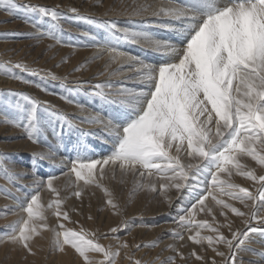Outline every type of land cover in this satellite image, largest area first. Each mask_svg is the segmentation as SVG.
<instances>
[{"label":"snow or ice","instance_id":"1","mask_svg":"<svg viewBox=\"0 0 264 264\" xmlns=\"http://www.w3.org/2000/svg\"><path fill=\"white\" fill-rule=\"evenodd\" d=\"M149 7L140 5L132 14L142 15ZM0 10L7 11L9 15L23 12L25 23L36 29L30 34L32 37L59 42L57 32L62 31V14L57 9L22 5L18 0H0ZM71 11L76 13L78 19H88L75 8ZM32 15L37 19H32ZM152 15L169 18L160 26L182 37V47L171 40L155 39L146 31L117 29L115 23L103 25L111 33L106 41V51L114 54L112 62L118 59L131 61L130 66L135 68L137 78L144 85L139 91L123 88L111 91L113 86L110 83L95 86L96 90L91 95L106 104L119 105L122 109L108 117L95 113L80 120L81 124L99 125L103 136L78 128L73 120L48 102L12 90H0V125L21 130L25 138L34 144H47L49 133L58 143H62L65 125L69 130L77 128L81 138L97 136L103 143H110V154L102 159L88 156L87 146L82 145V141L74 145L76 155L70 161L69 172L75 175L77 181H83L85 186L102 187L99 181L105 176V169L110 168L113 175L119 170L124 176L140 178L135 182L133 195L142 190H159L171 204L172 197L168 193L174 189L177 198L189 202L188 207L178 208L174 222L188 231L197 229L189 239L195 244L207 241L222 258L219 262L213 259L212 264H234L238 252L250 250L246 245L254 234L264 239V175L257 176L254 170H245L238 159L239 156H249L264 167V0H183L179 5L161 7ZM45 18L52 22L47 30H43ZM176 21L180 22L178 28L174 24ZM121 40L146 42L161 56L162 62L148 63L139 57L119 52L116 44ZM16 69L38 74L22 62L13 64L11 61H0V74L24 84L32 83L23 75H18ZM52 78L58 79L54 75ZM62 98L68 100L67 97ZM68 103L75 102L68 100ZM77 106L85 110L84 105ZM10 160V156L0 153V176L15 184L27 173L14 171L9 166ZM45 160L56 163V150L50 144L47 152L32 156L30 167L36 194L20 205L26 216L8 225L7 231L0 235V240L7 239L29 252L34 234H38L40 228H48L39 189L46 187L56 196L46 208L51 209L58 219L70 220L68 213L61 210L63 201L53 183L58 177L51 175L44 179L38 175L40 163ZM234 173L259 183L256 194L230 180L221 179V174L230 178ZM154 175L156 181L149 179ZM209 185L222 192L227 190V195L249 208L250 212H242L212 196ZM0 191L11 195L6 187L0 188ZM105 192L111 197L106 188ZM81 194L79 190L72 193L76 197ZM209 196L222 209L227 208L237 216L247 217L245 225L255 220L256 226L246 231H232L230 224L216 227L207 220L195 221V213L212 212L205 205ZM107 204L114 210L118 208L111 198ZM221 227L232 231L231 238L220 232ZM205 228L216 233V236H202L199 229ZM122 229L130 232L132 224L127 220L121 221L110 232L115 234ZM52 231L53 246L63 251L65 245H70L85 264H116L119 248L128 247L126 242H121L114 251L110 245L105 247L100 244L94 238V232L83 228L76 231L66 228L63 223ZM171 234L179 240L184 239L181 232L173 231ZM114 238L119 239L118 236ZM216 244H224L228 252L219 251L214 247ZM135 247L139 249L140 245ZM169 248L176 251L174 246L170 245ZM90 253H100L103 259L95 260ZM192 255L198 260L204 259L195 253ZM256 255L259 259L252 260L250 264H264V251ZM174 261L175 257H169L162 264H174ZM135 264L141 262L135 261Z\"/></svg>","mask_w":264,"mask_h":264},{"label":"bare ground","instance_id":"2","mask_svg":"<svg viewBox=\"0 0 264 264\" xmlns=\"http://www.w3.org/2000/svg\"><path fill=\"white\" fill-rule=\"evenodd\" d=\"M18 2L22 5L30 4L57 9L62 14L60 20L62 31L57 32L59 42L50 38L36 39L30 35L36 32V29L25 23L23 12L19 15H9L7 11L0 10V61H11L13 64L22 62L38 73L33 75L24 72L22 69L15 70L18 75H23L25 79L32 81L31 84H24L0 74V90L24 92L42 102H48L73 120L78 125V128L88 132L99 133L101 136L104 134L99 125L81 124L80 120L89 114L95 113H99L102 117H108L122 111V109L119 105L106 104L91 95L96 90L95 86L97 84L110 83L113 86L111 91H117L122 88L139 91L144 87L137 78L135 68L130 66L132 64L131 61L118 59L116 62H112L114 54L106 51V41L110 38L111 33L103 25L105 23H115L117 29L146 31L155 39L171 40L178 47H181L176 41H181L182 37H178L176 33L160 26L162 22H167L169 18L153 16L152 12L169 4L179 5L183 3V0H97L95 4L94 0L91 2H88V0H18ZM140 5L150 6L149 10L142 15H133L134 9ZM73 8L77 9L80 15L88 17V19H78L76 13L71 11ZM31 18L37 19L35 15H32ZM43 23V30H47L51 27L52 22L45 18ZM174 24L175 27H180L179 21L174 22ZM117 35H120V33L117 32ZM116 47L119 52L139 57L148 63L159 64L162 62L161 56L144 41L132 43L121 40L116 44ZM80 61L81 65L78 64ZM52 75L58 79H53ZM36 85H40V87H36ZM62 97H67L68 100H72L75 103H68V100ZM77 104L84 105L85 110L82 111ZM47 141V144H34L25 138L21 130L8 125H0V153H5L11 157L9 166L14 171L27 173L22 180L16 183L19 186L16 195L13 193L15 191L14 185L3 178V176H0V188L6 187L11 193L9 196L0 191V218L7 216L9 211L16 212L20 215V219L26 216V213L21 211L20 205L36 194V189L32 185V169L30 167L32 156L38 152H47L50 144L56 150V163L53 164L48 160L41 161L38 175L44 179L51 175L58 177L53 183L59 189L60 199L63 201L61 210L63 212L69 211L71 218H77L80 210L79 206L77 204L71 205L75 199H82L83 202L84 199L94 201L103 209L100 210L98 224L96 225H92L91 222L70 224L67 220L58 219L53 215L51 209L46 208L50 201L56 199V196L44 187L39 189V197L40 203L45 206L44 214L46 220H57L63 223L66 228L76 231H80L83 228L94 233L100 224L114 225L118 217L112 215L108 208L109 205L105 203L109 197L101 189L106 188L110 190L109 192H113L112 190L120 192L128 185V189L131 188L133 191L135 182L139 181L140 178L132 175L124 176L119 170L113 175L111 169L108 168L105 169L106 174L103 179L99 181L104 186H85L83 181H77L75 175L69 172L71 168L70 161L76 155L74 145L78 141H82V145L87 146L88 156L93 159H102L110 154L111 144L103 143L97 136L81 138L77 128L69 130L67 125L64 127V140L62 143H58L51 133L48 134ZM238 159L245 170H254L257 176L264 175V167L259 166L251 157L239 156ZM61 161H63V164H61ZM149 179L156 181V176L154 175ZM221 179L230 180L233 184L247 188L254 195L260 186L256 181L238 173H234L230 178L221 174ZM76 185L79 187H76ZM157 186L159 189L158 181ZM209 186L212 196L217 199L230 202L232 205L244 206L234 197L227 195V190L222 192L219 188H211V185ZM76 190L81 191L80 197L72 195L73 191ZM145 191H137L132 195V197L137 196L134 200H132L133 198L131 199V205L126 210L125 219L130 220L129 222L133 225L131 235L139 241H154L160 236H165V233L169 231L171 233L176 231L183 233L184 239L179 240L170 233V236L160 243L161 246L158 249L138 251L140 253L144 251L143 255L140 258L133 259L134 262L132 264H135V261H142V264H162L170 256L175 257L174 264H212L213 259L217 262L221 261L222 258L213 251L212 246H209L207 241H204L203 244H195L189 239V236L194 235L197 229L193 228L188 231L174 222V218L178 214V208L189 206L187 200H180V203H176L179 198H177V194L173 189L168 193L172 197L171 204L166 201V206L162 205L157 211H149L156 199L165 197L158 190L157 192H151L152 199L147 204L138 203ZM204 194L208 195V193ZM212 196H209L205 201V205L210 207L212 212L195 213V221L207 220L216 227L221 224H230L232 231H246L249 227L256 226L255 220H251L248 225H245L244 220L247 217L237 216L232 211H223L212 199ZM248 203L252 204L251 201H248ZM247 209H245L246 213L250 212V209ZM222 212L226 215L222 214ZM153 216H158L160 221L164 219L166 222L157 224V222L151 220ZM3 224L0 223V227ZM41 229L43 228L38 229V234H34L32 241H30L31 249L37 254L42 252ZM6 231L7 226H2L0 235ZM199 231L202 236H216V233H212L206 228L199 229ZM232 231L227 227L220 228V232L228 238H231ZM100 241L102 240L100 239ZM120 243V241H116L113 244V248L118 249ZM170 245L174 246L176 251L169 248ZM248 245H250V251L245 256L247 259L243 262L241 261L242 264H250L252 260L259 259L256 253L264 251V239L254 234ZM214 247L222 249L221 251L223 252L228 250L224 244H216ZM23 249L25 248L21 245L11 243L7 239L0 240V258L13 255ZM132 250H135V248L133 247ZM127 251V248H119V252ZM137 253H131V256L135 257ZM192 253L202 256L204 259L198 260ZM93 254L95 253H90L89 255ZM59 255V262L63 264H71L72 260L76 261L73 264L78 261L82 262L81 256L70 245H65L64 250L59 251Z\"/></svg>","mask_w":264,"mask_h":264},{"label":"rangeland","instance_id":"3","mask_svg":"<svg viewBox=\"0 0 264 264\" xmlns=\"http://www.w3.org/2000/svg\"><path fill=\"white\" fill-rule=\"evenodd\" d=\"M92 0H88V2H91ZM97 0H94V4L97 3ZM177 44H179L181 47L183 46L181 44V41H176ZM81 61L78 63L79 65ZM40 168V167H39ZM101 184V183H100ZM14 185V190L13 193H15V195L18 193V188L19 186L15 183ZM102 186H104V184H101ZM102 191H105V189H101ZM110 191V190H108ZM111 193V198L113 200V202L118 205L117 209H113L110 205H109V210L112 212L113 216L118 217L115 221H117L114 225H105V224H100L98 225L96 232H95V239H98L99 243L104 245L105 247H108L109 245L112 247V249L115 251L116 249L113 248V244L116 241H120V242H126L128 244V251L127 252H120L119 257L116 260V264H132L134 262L135 259L140 258L143 255V252L147 249H158L161 246V242H163L167 237L170 236V231L165 233V236H160L158 237V239H155L154 241H139L137 240L136 237H134L133 235H131V231L133 230V227L131 229L130 232H128L127 229H122L117 233H111L110 229L113 227H117L118 225H120L121 221H125V217H126V210L128 209V206L131 205V201L134 200L136 198L137 195L133 196V191L131 188L128 189V185H126L124 187V189H122L120 192L114 191ZM149 192V193H148ZM151 191H145V193L142 195V199L139 200L141 203L143 202L144 205L148 203V201L150 199H152L151 197ZM108 198V199H109ZM133 198V199H132ZM155 198V197H153ZM160 198V197H159ZM156 199V202L152 205V207L149 209V211H157L159 210L162 205H167L166 199L162 198V199ZM107 199V200H108ZM132 199V200H131ZM181 199H177L176 203H180ZM107 204V201L105 202ZM231 204L230 202H226ZM72 204H77L79 206V212H78V217L77 218H71V213L68 211V216L70 217V220H67V222H69L70 224H77V223H86V222H91L92 225H96L98 224V215L100 213V210L103 208H100L99 205L91 200H85L84 202L82 199H75L74 202L71 203ZM108 205V204H107ZM234 207L239 208L242 212H246V210H248L245 206H240L238 204H234ZM219 207L222 209V206L219 205ZM246 209V210H245ZM224 210H228L231 211L230 209L224 208ZM89 217H91V219H89ZM8 219V220H7ZM20 219V215H18L16 212L14 211H9L8 215L5 216L4 218H0V223H5V221L7 220V222L3 225H1L0 229L2 228V226H8L10 224H12L14 221H17ZM140 220V219H139ZM152 221L157 222V224H163L166 221L163 220H159L158 216H153L151 217ZM130 221V220H127ZM136 222H138L136 220ZM46 223L48 225L47 229H41V239L40 241H43V244H41V250L42 252L37 254L35 253L32 249L31 252H29L27 249H23L20 251H17L16 253H14L13 255H8L4 258H0V264H63L61 262H59V250H57L54 246H53V236L54 233L52 231V229H56L57 225L60 224L59 221L57 220H46ZM133 226V225H132ZM118 236L119 239H115L114 237ZM125 236H127L125 238ZM109 238V239H108ZM100 239L102 241H100ZM103 239H108V240H103ZM156 243L157 246L155 247H147L146 245H150ZM136 245H140V248L137 249L135 246ZM248 249H250V245H246ZM130 247V249H129ZM133 247L135 248V250H132ZM140 250H144L142 253L138 252ZM205 251V249H203ZM219 251H221L222 249H219ZM250 251V250H249ZM249 251H240L237 253L236 256V261L234 262L235 264H242V262L247 259L245 256L246 254H248ZM138 252V253H137ZM224 252H228V250H224ZM131 253H137L135 257L131 256ZM90 257H92L95 260H101L103 259L102 254L100 253H95L93 255H90ZM170 257H174V256H170ZM82 262L78 261L75 264H85L83 258L81 257ZM134 259V260H133ZM168 259V258H167ZM166 259V260H167ZM242 261V262H241ZM74 260H72L73 264ZM142 264V261H141Z\"/></svg>","mask_w":264,"mask_h":264}]
</instances>
